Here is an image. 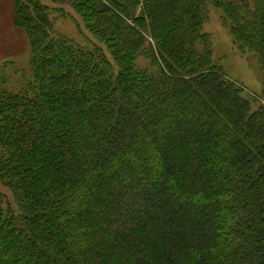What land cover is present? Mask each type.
<instances>
[{"label": "trees", "instance_id": "trees-1", "mask_svg": "<svg viewBox=\"0 0 264 264\" xmlns=\"http://www.w3.org/2000/svg\"><path fill=\"white\" fill-rule=\"evenodd\" d=\"M12 1L34 82L0 91V264H264V96L203 32L219 10L264 77V0Z\"/></svg>", "mask_w": 264, "mask_h": 264}, {"label": "rangeland", "instance_id": "rangeland-1", "mask_svg": "<svg viewBox=\"0 0 264 264\" xmlns=\"http://www.w3.org/2000/svg\"><path fill=\"white\" fill-rule=\"evenodd\" d=\"M41 1L48 4L46 0ZM6 16L7 14L3 17V20ZM6 22L11 24L9 16ZM77 28L75 20L68 16V18L57 21L56 35L74 40L77 37L76 41L81 43V47H91L90 45H84L87 37L83 33L78 35ZM4 29L6 27L2 26V31ZM21 31L27 36L24 30ZM203 32L210 37L214 63L222 68L230 79L244 87L249 98L252 101L255 100L253 108H259L264 96V77L260 70L258 58L252 54L242 55L238 52L229 28L224 24L222 13L217 9H210L208 20L203 26ZM26 42H28L30 48L29 38ZM19 44L22 47L15 49V46L9 45L4 38L0 39V91L13 94L31 91L30 86L34 82V75L30 66V50L27 46L24 48L23 44ZM12 51L15 58L12 60L6 59L5 54L12 53ZM0 193L5 196L7 203L12 206L11 192L2 183H0ZM140 212L139 214L144 215L143 211Z\"/></svg>", "mask_w": 264, "mask_h": 264}, {"label": "crops", "instance_id": "crops-1", "mask_svg": "<svg viewBox=\"0 0 264 264\" xmlns=\"http://www.w3.org/2000/svg\"><path fill=\"white\" fill-rule=\"evenodd\" d=\"M14 13L15 11L12 0H0V39L4 38V40L8 42L9 45L11 44L12 46H15V49H18L21 46L19 43L23 44L24 48H26L25 46L29 48L28 42H26V40H28L27 36H25L24 32L21 31L22 29L17 28L14 24ZM6 14L7 16L3 20V17ZM8 16L11 24L6 22ZM2 26L6 27V29H4L3 31ZM5 57L8 60H12L13 58H15V55L12 51V53H9L7 55L5 54Z\"/></svg>", "mask_w": 264, "mask_h": 264}]
</instances>
